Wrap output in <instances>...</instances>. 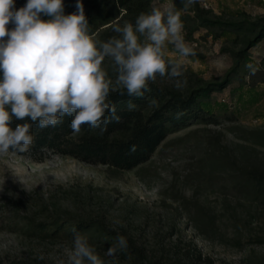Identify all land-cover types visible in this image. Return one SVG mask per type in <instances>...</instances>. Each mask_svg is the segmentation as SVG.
Instances as JSON below:
<instances>
[{"label": "rangeland", "instance_id": "374dc122", "mask_svg": "<svg viewBox=\"0 0 264 264\" xmlns=\"http://www.w3.org/2000/svg\"><path fill=\"white\" fill-rule=\"evenodd\" d=\"M200 1L214 17L245 21L239 32L217 38L206 34L207 28L196 31L194 39L184 37L195 55L183 70L216 82L234 66V51L264 23V0ZM163 2L155 0L154 6ZM106 25L94 33L96 38ZM250 53L260 60L264 40ZM246 65L251 64L246 62L223 89L212 93L206 105L216 120L181 125L134 168L116 169L55 152L43 159L11 152L0 156V264H54L52 257L70 245L72 236L63 229L48 236L39 223L68 215L101 221L130 237L148 258L262 264L264 208L243 191L242 182L245 171L264 167V147L245 137L248 130L264 125V82L256 76L255 87L241 93L242 76L251 81ZM157 81L174 86L171 80ZM84 234L102 258L112 259L104 256L109 247L105 236ZM117 263H123L120 255Z\"/></svg>", "mask_w": 264, "mask_h": 264}, {"label": "clouds", "instance_id": "9594fccd", "mask_svg": "<svg viewBox=\"0 0 264 264\" xmlns=\"http://www.w3.org/2000/svg\"><path fill=\"white\" fill-rule=\"evenodd\" d=\"M181 3L177 8L164 0L139 14L134 24L113 26L116 35L101 40L92 33L79 0L71 14H65L63 0H27L19 9L15 0H0V156L28 152L33 124L56 127L65 116L71 117L73 133L87 125L103 135L108 124L121 119L109 100L112 93L143 98L158 77L174 81L178 91L186 88L183 66L195 53L184 38L182 15L197 0ZM106 59L114 79L102 67ZM246 67L255 74L252 65ZM149 106L159 107L156 99ZM136 107L127 102L129 111ZM183 114L177 112L176 118ZM14 120L25 122L13 128ZM135 150L132 145L130 151ZM72 233L70 245L52 257L54 264H115L128 250L127 237L117 234L104 252L112 258L106 261L87 235L75 228Z\"/></svg>", "mask_w": 264, "mask_h": 264}, {"label": "trees", "instance_id": "16d2710c", "mask_svg": "<svg viewBox=\"0 0 264 264\" xmlns=\"http://www.w3.org/2000/svg\"><path fill=\"white\" fill-rule=\"evenodd\" d=\"M170 1L177 8H182L181 0ZM26 2L27 0H15L16 8L19 9ZM63 2L65 14L77 11V0H63ZM79 2L83 5L93 34L107 24L97 37L107 40L116 35L112 30L113 26L117 25L115 20L134 24L139 14L150 11L155 0H79ZM42 18L48 19L47 17ZM182 20L186 39H194L195 32L202 28H207L206 34H212L217 38L230 31L239 32L245 23L241 20L226 21L220 17L212 16L211 9L204 7L200 0H197V3L182 15ZM251 24L252 27L248 28L249 31H253L255 25L259 23L256 21ZM263 40L264 23L253 37L247 39L244 47L234 51L236 62L220 81L207 82L197 72L187 69L183 70L184 77L182 79H187V87L183 90L178 91L173 85L156 80L155 83H149L150 91L146 92L143 98L112 93L109 100L116 106L117 115L121 119L119 123L108 124L103 135L99 134V129L93 130L87 125L82 126L80 133H73L70 127L71 117L68 116H65L63 123L56 127L40 129L36 124H33L31 134L34 136V143L28 152L19 154H30L36 159H43L45 155L55 152L61 155H70L85 162L106 164L116 169L134 168L148 160L166 136L181 125L192 120H216V116L207 108L206 104L211 102L212 93L223 89L229 83L231 75L238 73L246 62H250L256 72L255 74L250 73L251 81H243L245 76H242V82L238 87L241 93L255 87L256 84L252 79H255L256 76L260 78V82H264V54L257 61L252 58L250 53V49ZM105 62V70L114 79L115 72L111 62L107 59ZM150 99H156L159 107H150ZM129 100H132L137 106L133 111L127 109ZM177 112L184 114L177 119ZM24 122L14 120L12 127ZM247 132L249 136H245L246 138H251L254 143L264 147V125ZM132 145L136 146L134 152L130 151ZM242 189L260 200L264 208V167L255 166L245 171ZM39 225L40 231L48 236H55L62 229L67 235L72 236L73 228L82 234L98 232L100 236H105L108 246L115 242L117 234H121L105 226L101 221L80 219L73 215L62 219L56 218L51 223H39ZM127 239L129 242L127 252L119 254L123 263L117 264H197L192 259L168 261L157 257L148 258L130 237ZM8 264L39 263L24 261Z\"/></svg>", "mask_w": 264, "mask_h": 264}]
</instances>
